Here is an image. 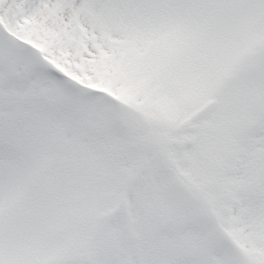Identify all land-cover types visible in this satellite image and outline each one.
<instances>
[{"label": "rangeland", "instance_id": "374dc122", "mask_svg": "<svg viewBox=\"0 0 264 264\" xmlns=\"http://www.w3.org/2000/svg\"><path fill=\"white\" fill-rule=\"evenodd\" d=\"M137 22L156 34L159 48L145 52L144 38L132 37L95 68L76 55L54 58L81 82L113 88L147 114L151 139L191 185L198 209L157 176L152 155L145 170L127 160L114 172L100 148L84 141L80 149L74 135L60 140V121L41 119L17 153L21 160L0 159V264H233L224 238L207 243L205 259V212L226 225L248 264H264V0H150ZM240 64L244 79L236 75ZM228 75H236L235 86L217 92ZM209 99L217 107L193 119ZM32 102L23 91L6 94L0 81V114L14 108L32 127ZM22 155H33L37 168ZM127 173L137 177L127 196L134 237L115 214Z\"/></svg>", "mask_w": 264, "mask_h": 264}, {"label": "snow or ice", "instance_id": "6c2138e0", "mask_svg": "<svg viewBox=\"0 0 264 264\" xmlns=\"http://www.w3.org/2000/svg\"><path fill=\"white\" fill-rule=\"evenodd\" d=\"M148 7L150 0H0V80L5 93L15 96L55 83L73 93L86 91L61 70L56 53L76 55L77 63L92 62L95 68L101 58L112 55L115 44L132 37L144 38L145 52L159 48L156 34L137 22L139 12ZM45 40L51 47L44 46ZM31 134L14 108L0 114V159H12ZM170 264L194 262L177 258Z\"/></svg>", "mask_w": 264, "mask_h": 264}]
</instances>
